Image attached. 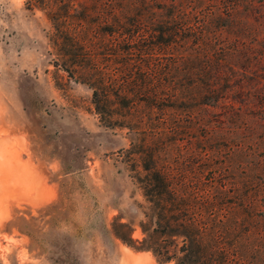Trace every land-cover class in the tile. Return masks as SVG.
Instances as JSON below:
<instances>
[{
    "label": "rangeland",
    "instance_id": "obj_1",
    "mask_svg": "<svg viewBox=\"0 0 264 264\" xmlns=\"http://www.w3.org/2000/svg\"><path fill=\"white\" fill-rule=\"evenodd\" d=\"M25 1L0 0V264H174L114 237L123 232L140 242L154 226L136 180L141 170L125 152L134 137L105 128L91 91L53 66L50 23ZM238 6L235 26L216 23L213 50L240 80L245 69L257 70L244 79L249 99H237L249 107L239 117L210 109L211 142L199 144L204 132L195 131L192 148L174 151L171 162L201 200L209 167L195 154L221 152L217 162L230 171L221 179L225 192L211 195L215 240L232 264H264V57L262 67L256 61L264 56V0ZM245 196L253 209L242 207Z\"/></svg>",
    "mask_w": 264,
    "mask_h": 264
},
{
    "label": "trees",
    "instance_id": "obj_2",
    "mask_svg": "<svg viewBox=\"0 0 264 264\" xmlns=\"http://www.w3.org/2000/svg\"><path fill=\"white\" fill-rule=\"evenodd\" d=\"M238 1H25L27 9L42 11L50 23L53 66L91 91L94 112L105 128L133 135L125 152L128 162L141 170L136 180L154 226L151 232L143 230L140 242L123 232L113 235L135 251L151 252L160 263L232 264L231 255L215 240L213 225L211 195L225 192L221 179L230 171L217 162L221 152L195 154L209 167L206 187L197 190L205 194L201 200L191 194L183 173L176 178L171 157L192 148L195 131L204 132L199 144L211 142L214 128L205 116L210 109L222 107L239 117L249 107L237 99H249L252 92L244 79L255 77L257 70L245 69L240 80L213 50L221 31L218 22L225 18L228 27L236 25ZM204 4L206 11L201 10ZM263 57L256 59L260 67ZM241 205L253 209L249 197Z\"/></svg>",
    "mask_w": 264,
    "mask_h": 264
},
{
    "label": "bare ground",
    "instance_id": "obj_3",
    "mask_svg": "<svg viewBox=\"0 0 264 264\" xmlns=\"http://www.w3.org/2000/svg\"><path fill=\"white\" fill-rule=\"evenodd\" d=\"M136 257V256H135ZM134 258V257H133ZM136 258H139V257H136ZM140 258H141V256H140Z\"/></svg>",
    "mask_w": 264,
    "mask_h": 264
}]
</instances>
